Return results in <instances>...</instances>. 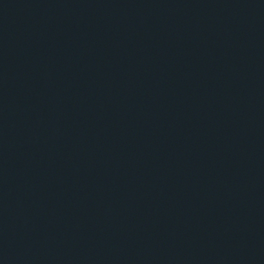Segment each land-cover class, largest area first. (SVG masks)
I'll return each mask as SVG.
<instances>
[{
    "label": "water",
    "instance_id": "1",
    "mask_svg": "<svg viewBox=\"0 0 264 264\" xmlns=\"http://www.w3.org/2000/svg\"><path fill=\"white\" fill-rule=\"evenodd\" d=\"M0 264H264V0H0Z\"/></svg>",
    "mask_w": 264,
    "mask_h": 264
}]
</instances>
